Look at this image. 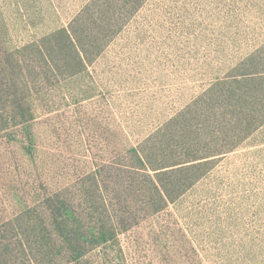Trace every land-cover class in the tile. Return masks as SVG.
Wrapping results in <instances>:
<instances>
[{
	"label": "rangeland",
	"instance_id": "1",
	"mask_svg": "<svg viewBox=\"0 0 264 264\" xmlns=\"http://www.w3.org/2000/svg\"><path fill=\"white\" fill-rule=\"evenodd\" d=\"M89 1L0 0V264H264V123L160 210L127 168L264 42V0H145L85 66L45 63L58 30L108 28L71 22Z\"/></svg>",
	"mask_w": 264,
	"mask_h": 264
},
{
	"label": "trees",
	"instance_id": "2",
	"mask_svg": "<svg viewBox=\"0 0 264 264\" xmlns=\"http://www.w3.org/2000/svg\"><path fill=\"white\" fill-rule=\"evenodd\" d=\"M144 1L90 0L71 22H103L108 28L77 30L70 24L69 29L62 28L47 38L55 39L56 35L61 38L57 39L55 48L39 45L37 52L47 64L56 58L67 65L73 63L83 67L102 52L119 32L118 27H123ZM94 7L104 10H89ZM110 8L112 10L108 11ZM60 40L64 44L60 45ZM229 73L213 79L206 89L164 123L161 128L164 132L168 127L173 130L167 131L166 140L151 142L148 139L147 143L131 149V157L137 163L127 168L146 178L148 185L141 194L147 199L148 210H160L182 195L206 175L212 168V160L244 145L264 123V42L234 61ZM93 185L96 190L89 189L93 200L105 207L106 198L112 200L110 194L117 190L105 188L103 191L95 179ZM57 203V214L69 218L68 207L60 201ZM106 234V231L100 233L103 238L99 239L105 240Z\"/></svg>",
	"mask_w": 264,
	"mask_h": 264
}]
</instances>
